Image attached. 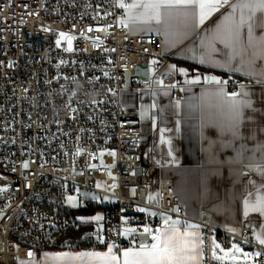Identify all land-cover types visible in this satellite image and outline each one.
<instances>
[{"label": "built area", "instance_id": "1", "mask_svg": "<svg viewBox=\"0 0 264 264\" xmlns=\"http://www.w3.org/2000/svg\"><path fill=\"white\" fill-rule=\"evenodd\" d=\"M116 5L117 0H0V173L8 189L0 192V264L36 260L39 251L50 248L130 247L133 238L140 242L139 232L118 233L159 226L160 216L152 213L200 225L205 264H216L211 260L214 239L221 247L237 243L264 252L246 227L233 233L207 216L188 217L171 179L159 181L153 194L151 179L136 172L142 166L140 110L125 106L122 93L154 88L136 72L139 65L163 58V39L120 26L124 11ZM60 32L76 37L73 51L65 50L66 41L57 46ZM161 78L165 86L177 85L168 88L172 102L184 99L175 75ZM261 84L233 77L227 87L238 92ZM25 160L28 169L22 167ZM98 182L102 187H96ZM113 183L118 187H108ZM78 188L94 192L101 202L88 201L74 210L62 206ZM96 212L103 217L99 222L79 219ZM256 263L264 264V255Z\"/></svg>", "mask_w": 264, "mask_h": 264}, {"label": "crops", "instance_id": "2", "mask_svg": "<svg viewBox=\"0 0 264 264\" xmlns=\"http://www.w3.org/2000/svg\"><path fill=\"white\" fill-rule=\"evenodd\" d=\"M125 2L130 3L131 0H125ZM227 11V7L222 8L203 25L177 39L163 34L166 30L163 24L129 26V31L135 34L160 35L163 39V58H153L149 63H145L148 64L147 66L137 68V77L152 81L154 88L126 89L122 93L123 103L127 107L136 106L140 110L139 122H141L143 136L140 169L143 167L144 171H147L146 175H140L151 179V192L155 194L159 181L171 179L174 193L179 196L181 206L184 207L188 217L199 219L207 216L215 226L227 230L234 228L235 233L246 227L254 234L257 244L264 247L259 244L255 236L264 228V217H260L258 213H250L248 217L243 215V200L247 198L248 191H255L249 181H255L257 186L264 184V178L256 172H250L248 167L250 163H264V158L259 153L255 154L253 160L249 159L253 157L257 141L264 142V131H260L264 128V82H260L262 78L259 76L247 75L249 71L247 68L235 71L234 69L240 67L238 60L233 61L230 67L225 65L226 50L220 43L216 44L220 51L213 54L214 60L219 61L218 64L199 63L204 51L201 42L204 41L207 44L208 34L222 21V13ZM172 25L174 29L178 28L179 22L174 20ZM153 60L157 63L153 64ZM171 65L188 70V76L178 72L171 74L178 78L181 88L184 89L182 91L184 99L181 100L179 108L175 105L176 101L171 100L172 92L157 83L162 79V75H169ZM140 67H144L142 71H139ZM254 70L257 73L264 70V61L257 60ZM197 74L201 77L199 83H185L186 80L195 78ZM205 76H216L228 82L233 77H240L262 83L260 86H243L250 92L253 106L257 110L255 113L251 111L247 113L254 119L247 121L241 127V133L245 137L243 140L233 139L231 134L221 132L218 127L221 121L218 102L210 95L218 86L204 82ZM224 88L226 92L231 93L227 85ZM240 89L241 87L238 90ZM165 91L168 95H164ZM154 102L157 107L151 109L150 106ZM145 110L148 111V115L142 117L141 112ZM153 116L156 118L155 127L152 123ZM178 121L179 124H177ZM160 129H168L163 133L165 142L161 141ZM253 133H255V139L250 138ZM242 145H244L245 153L241 162L229 164V160L237 157V152ZM169 151L172 153L171 156ZM172 218L185 222L181 218ZM159 222L162 223L160 217ZM194 224L197 223L194 222ZM201 232L203 234L202 227ZM251 250L253 253L262 252L259 247ZM65 251L104 252L106 248L93 250L50 248L39 251L34 261L43 262L45 253L57 254ZM256 258L257 256L254 260Z\"/></svg>", "mask_w": 264, "mask_h": 264}, {"label": "snow or ice", "instance_id": "3", "mask_svg": "<svg viewBox=\"0 0 264 264\" xmlns=\"http://www.w3.org/2000/svg\"><path fill=\"white\" fill-rule=\"evenodd\" d=\"M116 6L124 11V15L118 20L120 26L127 28L129 26L152 25L153 23L163 24L166 26L163 34L173 39L186 36L189 31L203 25L214 13L227 7L228 11L222 13V21L208 34L207 44L204 41L201 42L204 51H202L199 63L211 62L218 64L219 61L214 60L213 54L220 51L216 47V44L220 43L226 50L224 52L225 65L230 67L233 61L238 60L240 67L234 69L235 71H239L240 68H247L249 69L247 75L259 76L262 78L260 82H264V70L260 73L254 70L257 60L264 61V0H131L130 3H126L125 0H117ZM174 20L179 22V27L175 29L172 25ZM92 30L89 27L88 31ZM257 30H259V34H257ZM45 31H48V29H45ZM75 39L76 37L69 33L60 32L56 44L59 47L62 41H66L67 48L65 50L71 52L74 50L73 40ZM112 50L115 51V49ZM152 63L157 62L153 60ZM8 66H12L11 62ZM174 72L188 76L187 69L171 65L169 75ZM200 80L201 77L197 74L195 78L186 80L185 83L196 84ZM203 80L206 83L218 86L210 95L218 102L221 116L218 127L221 132L231 134L233 139L243 140L245 137L241 133V127L247 121L254 119L252 115H247V113L257 111L253 106L250 92L243 86L239 92H226L224 86L227 85L228 81L221 80L216 76H205ZM157 83L164 88H175L177 86L176 84L165 86L162 79L158 80ZM181 91H184V89L181 88ZM164 95H168V92L165 91ZM180 104V100L175 102L177 108L180 107ZM156 107L155 102L150 106L151 109ZM141 115L142 117L147 116L148 111H142ZM152 123L155 127V116L152 117ZM177 124H179V121ZM165 131H168V129H160L162 142H165L163 136ZM260 131H264V128H261ZM250 138L255 139V133ZM167 142L171 143V141ZM81 152L82 149H78L76 154L79 155ZM244 153L245 148L242 145L237 152V157L229 160L228 163H240ZM256 153L264 158V142L257 141L253 150V157H249V159L253 160ZM107 154L112 157L116 155L113 151H109ZM99 155L102 157L104 152ZM169 155H172L171 151H169ZM93 158H95L94 155ZM101 164H103L102 160ZM29 165L30 162L25 160L22 167L28 169ZM90 167L95 169L96 165L92 164ZM106 167L110 168L112 166ZM248 167L250 172H256L264 178V163H250ZM132 175H135V173H132ZM108 177L113 181L116 180L111 171H108ZM249 184L252 185L255 191H248L247 198L243 200V215L248 217L250 213H258L260 217H264V184L257 186L255 181L252 180L249 181ZM96 187H102L101 183L98 182ZM108 187L114 189L118 185L113 183ZM7 190V188L0 187V192H6ZM147 199L151 202L154 197L149 195ZM66 200L74 208L81 206L77 196L67 195ZM141 211L145 210L141 209ZM173 211L178 213L179 209L176 208ZM152 215L160 216L162 223L159 226L153 228L148 224H144L139 230L126 227L121 233H118L124 236H132L139 232L140 242L137 243L133 238L130 247L120 248L115 243H111L107 244L104 252L65 251L57 254L45 253L43 262L30 259L21 261L20 264H205L207 246L200 225L186 221L182 223L181 220L173 219L163 213H152ZM3 216L4 213L0 212V219ZM79 219L87 223L89 221L99 222L103 217L97 214L89 218L81 217ZM122 220L127 223V220L123 217ZM228 231L234 233L236 229L229 228ZM255 236L259 244L264 245V228H262L261 233H257ZM100 242L106 243L103 238H100ZM27 255L28 257H34V253L31 251ZM260 255H264V252H244L237 243H233L231 248L228 249L221 247L215 241L212 242L211 246V260L216 264H254V257Z\"/></svg>", "mask_w": 264, "mask_h": 264}, {"label": "rangeland", "instance_id": "4", "mask_svg": "<svg viewBox=\"0 0 264 264\" xmlns=\"http://www.w3.org/2000/svg\"><path fill=\"white\" fill-rule=\"evenodd\" d=\"M148 64H145V65H139V66H147ZM138 66V67H139ZM144 67H140L139 68V71H142L143 70V68ZM139 175L140 174H143V175H146L147 174V171H144V169H143V167H142V169H138L137 171H136ZM4 176L0 173V187H3L4 188V184L2 183V181H4ZM157 191V190H156ZM156 191H155V194H156ZM70 195H74V196H77V199H78V202H79V204L81 205V206H83L84 204H86L88 201H96L97 203H100L101 202V198L97 195V194H95L94 192H91V191H88V190H84V189H80V188H78L77 190H75L72 194H70ZM95 198V199H94ZM62 206H64L65 208H68V209H78V207H72L71 205H69L68 204V202H67V200L65 199L64 200V202H63V205ZM80 207V206H79ZM101 215V213L100 212H96V213H93L92 214V216L93 215ZM91 217V216H90ZM4 219V216H3V218L2 219H0V222L2 221ZM214 241L216 242V243H218L217 242V240L216 239H214ZM218 244H220V243H218ZM240 246V245H239ZM241 247V249L244 251V252H249V253H253V251L251 250V249H249V248H246V247H244V246H240ZM223 248H225V249H228V248H231V246L230 247H223ZM254 264H257L256 263V260H254Z\"/></svg>", "mask_w": 264, "mask_h": 264}]
</instances>
